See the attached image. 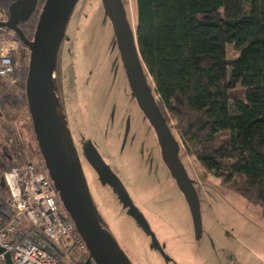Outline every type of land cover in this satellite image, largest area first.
<instances>
[{
    "label": "rangeland",
    "instance_id": "374dc122",
    "mask_svg": "<svg viewBox=\"0 0 264 264\" xmlns=\"http://www.w3.org/2000/svg\"><path fill=\"white\" fill-rule=\"evenodd\" d=\"M14 1L0 0V22L9 18ZM45 2L39 0L36 12L26 23L27 38H34ZM123 2L134 28L136 0ZM101 10L99 0H79L76 5L67 28L70 39L60 51V77L56 89L104 227L132 264H264V209L261 206L252 205L238 193L222 188L216 178L203 173L182 147L181 160L200 199L203 236L197 241L189 206L163 162L155 132L149 131L144 123L139 128H143V133L138 138L122 139L127 133L126 115L120 118L116 111L137 108L132 101L127 102L122 85L117 91L111 87L109 78L97 81V75L90 77L93 61L88 58L91 52L88 42L76 43L85 48L77 50L83 49L87 58L73 60L72 55L75 43L72 39L79 38L89 25L95 32L102 28ZM7 51L15 70L11 76L0 78V142L5 131H12L22 142L27 160L36 161L40 150L34 139L26 101L30 51L14 32L0 28V55ZM229 53L230 57L236 56L233 47H229ZM140 121L143 123L142 115ZM174 137L180 142L176 133ZM91 148L96 149L126 187L143 220L124 206L111 182L99 179L88 160ZM15 163L14 160H0L1 214L8 217L13 216V209L9 192L2 187L1 180L7 171L16 167ZM41 171L47 175L43 168Z\"/></svg>",
    "mask_w": 264,
    "mask_h": 264
},
{
    "label": "trees",
    "instance_id": "16d2710c",
    "mask_svg": "<svg viewBox=\"0 0 264 264\" xmlns=\"http://www.w3.org/2000/svg\"><path fill=\"white\" fill-rule=\"evenodd\" d=\"M135 19L145 72L185 154L264 209V0H136ZM1 159L31 161L12 131ZM31 162L47 171L40 152Z\"/></svg>",
    "mask_w": 264,
    "mask_h": 264
},
{
    "label": "water",
    "instance_id": "95a60500",
    "mask_svg": "<svg viewBox=\"0 0 264 264\" xmlns=\"http://www.w3.org/2000/svg\"><path fill=\"white\" fill-rule=\"evenodd\" d=\"M78 2L79 0H46L33 40L26 37L20 25L30 20L37 10L39 0H15L10 6L8 20L0 22V28L14 32L30 51L26 97L36 141L60 202L86 245L89 257L85 264H132L114 236L103 225L57 94L55 73L59 51ZM102 2L126 55L129 77L140 109L156 133L164 164L186 199L196 240L199 241L203 236V224L198 191L181 160L180 142L174 137L158 107L124 2ZM88 158L100 180L111 182L123 198L124 206H131L132 201L124 186L95 148L89 150ZM1 184L6 188L3 178ZM132 209L143 220L133 205ZM3 252L0 248V255ZM7 258L8 264H11L9 255Z\"/></svg>",
    "mask_w": 264,
    "mask_h": 264
},
{
    "label": "built area",
    "instance_id": "2783aa9c",
    "mask_svg": "<svg viewBox=\"0 0 264 264\" xmlns=\"http://www.w3.org/2000/svg\"><path fill=\"white\" fill-rule=\"evenodd\" d=\"M14 70L9 52L2 53L0 78L11 76ZM3 179L13 216L0 210V248L4 250L0 264H8L7 255L11 264H85L89 257L86 245L75 236L49 176L30 161L7 171Z\"/></svg>",
    "mask_w": 264,
    "mask_h": 264
},
{
    "label": "flooded vegetation",
    "instance_id": "af4514ba",
    "mask_svg": "<svg viewBox=\"0 0 264 264\" xmlns=\"http://www.w3.org/2000/svg\"><path fill=\"white\" fill-rule=\"evenodd\" d=\"M99 3H100L101 9H102L101 11L103 14V19H102V23H101L102 24V28H101L102 30L100 29L99 32H95V31H93L94 29H92V27L90 28V25H89V27L87 26L88 30L81 31V34H80V36L82 37L81 39H80V36L77 39H72L73 41H75V43L73 42L74 43V47H73L74 51L72 53L73 60H76L77 58H82L84 56H85V58H87L88 55L84 54L85 48H83V46L82 47L78 46L77 44H82L84 42H88L89 46L91 47V52H89L88 58H91L93 61L92 64L90 65V71H89L90 77L95 78V75H97L98 76V77H96L97 81H103L104 79L109 78V81L111 82V87L116 89L117 91H119L120 87L123 86L125 98L128 99V100L126 99L127 102L132 101L134 106L137 109L136 110L130 109V111H129L128 109H125V108L122 109L121 108V109H118V111H116V112H118L117 114L120 118L123 116V114L126 115L125 132H127V133L123 134L122 139H125V141H129L131 138L133 140H135L136 138L139 137L140 133H143V131L141 132V130H143V128L141 130L139 129L142 126V124L146 123V125H148L149 131H154V129L152 128L148 119L144 115L143 111L140 109V106L138 104L137 98L135 96V93H134V90L132 87L131 79L129 77V71H128V68L126 65V61H125L126 55L120 46L119 39H118V36H117L116 31L114 29L112 21L109 18V16L106 15L102 0H99ZM39 17H40V15H39ZM26 26H28L26 23L20 25V28L23 30L24 33L28 28ZM25 35H26V33H25ZM28 39H30V38H28ZM69 39L70 38L67 36V33H66V36L64 38V41H63L61 47L63 46V44L66 41H69ZM30 40H33V39H30ZM78 48H83L84 50L81 49L79 51V50H77ZM60 51H61V48H60ZM60 51H59V56H60ZM59 56H58L56 73H55L56 86L59 83V77H60L59 65L61 62L59 63ZM61 58L63 60L62 55H61ZM141 115L143 117V123L140 121ZM117 122H119V120ZM120 125L122 126V123H120ZM138 129L140 131H138ZM155 135H156V133H155ZM118 138H119V136H118ZM88 160H89V158H88ZM89 163L93 167L95 173L98 175V173H97L96 169L94 168V166L92 165V163L90 161H89ZM98 177H99V175H98ZM99 179H100V177H99ZM124 188L126 190V187H124ZM126 191L128 193V190H126ZM128 195H129V193H128ZM121 199L123 201L122 197H121ZM132 205H133V203H132ZM132 205L129 206L128 208H130L133 211ZM102 222H103V220H102ZM103 225H104V223H103Z\"/></svg>",
    "mask_w": 264,
    "mask_h": 264
}]
</instances>
